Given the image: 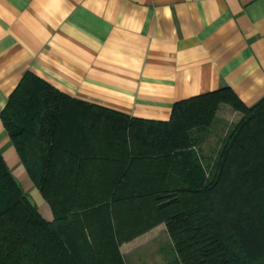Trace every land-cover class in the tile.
<instances>
[{
	"label": "trees",
	"instance_id": "1",
	"mask_svg": "<svg viewBox=\"0 0 264 264\" xmlns=\"http://www.w3.org/2000/svg\"><path fill=\"white\" fill-rule=\"evenodd\" d=\"M223 104L242 115L206 146ZM84 111L109 127L80 132L70 115ZM112 112L25 73L1 119L54 217L0 151V264H126L121 244L161 223L174 264H264V97L248 106L223 87L169 120Z\"/></svg>",
	"mask_w": 264,
	"mask_h": 264
},
{
	"label": "crops",
	"instance_id": "2",
	"mask_svg": "<svg viewBox=\"0 0 264 264\" xmlns=\"http://www.w3.org/2000/svg\"><path fill=\"white\" fill-rule=\"evenodd\" d=\"M26 72L136 118L169 120L175 102L223 87L253 106L264 97V0H0V151L42 212L47 201L1 119ZM103 114L70 117L80 132H102ZM232 115L242 114L221 105L219 121ZM132 245L121 246L126 264L176 261L174 249Z\"/></svg>",
	"mask_w": 264,
	"mask_h": 264
},
{
	"label": "rangeland",
	"instance_id": "3",
	"mask_svg": "<svg viewBox=\"0 0 264 264\" xmlns=\"http://www.w3.org/2000/svg\"><path fill=\"white\" fill-rule=\"evenodd\" d=\"M236 120H238L237 115H232L231 117H228L226 119L224 117H221V120L218 121V125L216 126L217 131L214 132L213 136L211 137L209 142H207L206 146H208V145H212V146L220 145L222 136L224 134H226L228 129L231 127L232 123L235 122ZM45 206H46V208H44L41 212L43 214L46 213V211H47L46 209L48 207L50 208L48 202H47V205H45ZM50 210H52V209H50ZM53 217H54V215H53ZM161 224H163V223H161ZM161 224L156 225L155 227H153L149 231L143 233L142 235L134 237L133 239H131L129 241L123 242L121 244V246H123L124 244H127V243H130V244L132 243L133 244L132 248H134L136 246L135 248H137L139 250V253L142 252L141 254H144V255H150L152 253H155V254L165 253V254H167L168 251L172 252L173 245L171 243V240L169 238L167 230L163 226H160ZM152 230H154V231H152ZM158 260H160V259H158Z\"/></svg>",
	"mask_w": 264,
	"mask_h": 264
}]
</instances>
